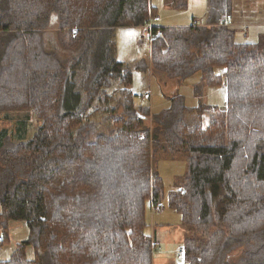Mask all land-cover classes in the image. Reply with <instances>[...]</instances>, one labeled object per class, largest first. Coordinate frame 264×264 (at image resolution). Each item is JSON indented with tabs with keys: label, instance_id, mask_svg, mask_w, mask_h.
Here are the masks:
<instances>
[{
	"label": "trees",
	"instance_id": "16d2710c",
	"mask_svg": "<svg viewBox=\"0 0 264 264\" xmlns=\"http://www.w3.org/2000/svg\"><path fill=\"white\" fill-rule=\"evenodd\" d=\"M206 3L205 25L152 26L149 64H133L225 86V107L201 106L208 125L192 128L181 96L157 114L135 105L116 59V29L148 26L152 0H0V112L28 111L14 134L0 131V231L28 228L0 264H152L144 230L163 194L159 150L187 163L168 197L194 233L182 264H264V42H236L223 24L233 0ZM52 25L60 52L46 47ZM30 114L39 125L27 138Z\"/></svg>",
	"mask_w": 264,
	"mask_h": 264
},
{
	"label": "rangeland",
	"instance_id": "374dc122",
	"mask_svg": "<svg viewBox=\"0 0 264 264\" xmlns=\"http://www.w3.org/2000/svg\"><path fill=\"white\" fill-rule=\"evenodd\" d=\"M156 8V18L149 21L153 27H187L193 23L205 25L207 22L206 0H187L184 9L176 10L165 0H152ZM232 17V18H231ZM231 23H234L235 40L239 43L259 44L264 42V0H233ZM230 20L228 23L230 24ZM232 26V25H230ZM56 25L46 29V47H58ZM116 59L129 67L132 75L131 92L135 105L147 107L152 114H157L169 108L170 99L181 96L185 106L192 110L186 112L184 119L192 128H204L209 120L203 107H216L222 109L227 100V90L222 85H207L201 82L203 76L196 73L183 80L168 79L157 71L136 70L133 64L144 61L149 64L150 41L147 29L142 27H119L115 31ZM63 55V54H62ZM222 69H216L215 74H222ZM27 112L5 113L0 112V131L14 134L18 128L21 114ZM24 129L26 137L31 136L39 123L32 114ZM149 122V121H148ZM147 122V123H148ZM150 125V122L148 123ZM152 168L159 174L163 183V194L160 208L152 210L147 208L145 234L154 241L152 264H182L181 248L183 241L193 237L192 230L181 222V215L168 206V197L172 191L180 188L187 172V163L182 155L171 157L162 150L157 151L152 159ZM5 236V242L0 243V261L10 259L17 244L26 241L28 228L25 223L17 221L9 224L6 232L0 231V237ZM28 257L32 256L30 248L26 251Z\"/></svg>",
	"mask_w": 264,
	"mask_h": 264
},
{
	"label": "built area",
	"instance_id": "2783aa9c",
	"mask_svg": "<svg viewBox=\"0 0 264 264\" xmlns=\"http://www.w3.org/2000/svg\"><path fill=\"white\" fill-rule=\"evenodd\" d=\"M229 20H230V16H226V19L224 20L223 24L229 25V23H228ZM144 28L147 29V37H148L149 41H152L157 35H161V31L159 29L155 33L152 32V26H150V25H148ZM0 241H1V238H0Z\"/></svg>",
	"mask_w": 264,
	"mask_h": 264
},
{
	"label": "crops",
	"instance_id": "0c3cea01",
	"mask_svg": "<svg viewBox=\"0 0 264 264\" xmlns=\"http://www.w3.org/2000/svg\"><path fill=\"white\" fill-rule=\"evenodd\" d=\"M230 17H231V15H230ZM232 18V17H231ZM193 24H195V23H193ZM230 25H232V27H233V25H235L234 23H231V20H230ZM156 27V26H155ZM208 122H209V120H208ZM208 122H207V125H208ZM206 125V126H207Z\"/></svg>",
	"mask_w": 264,
	"mask_h": 264
}]
</instances>
